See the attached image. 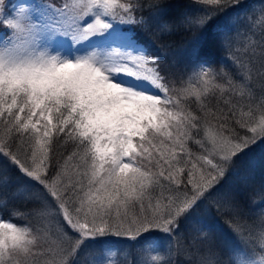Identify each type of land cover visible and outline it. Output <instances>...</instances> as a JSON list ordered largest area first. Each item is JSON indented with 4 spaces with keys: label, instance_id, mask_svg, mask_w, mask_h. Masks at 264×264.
I'll use <instances>...</instances> for the list:
<instances>
[{
    "label": "snow or ice",
    "instance_id": "6c2138e0",
    "mask_svg": "<svg viewBox=\"0 0 264 264\" xmlns=\"http://www.w3.org/2000/svg\"><path fill=\"white\" fill-rule=\"evenodd\" d=\"M172 4L42 0L32 10L0 0V193L11 191L0 212L16 200L11 215L26 221L0 216V264H75L102 237L146 246L106 247L99 264H179L181 254L184 264H264V227L233 185L264 142V6L246 29L223 32L217 17L241 0H188L178 14ZM116 28L192 34V63L169 70L135 40L127 50L93 47ZM213 43L215 64L204 56ZM217 221L249 251L218 248ZM192 227L204 247L180 253ZM156 233L165 248L148 240Z\"/></svg>",
    "mask_w": 264,
    "mask_h": 264
},
{
    "label": "trees",
    "instance_id": "16d2710c",
    "mask_svg": "<svg viewBox=\"0 0 264 264\" xmlns=\"http://www.w3.org/2000/svg\"><path fill=\"white\" fill-rule=\"evenodd\" d=\"M17 0H14L16 2ZM25 6L36 10V6L42 2V0H26ZM173 4L171 9L174 13H180L187 7L186 3L188 0H171ZM14 5V4H13ZM262 0H241L240 8L237 11L229 9L226 13H222L217 17V21L223 32H234L236 30L246 29L249 24V19L253 16L258 17ZM257 27H259L257 25ZM126 33L124 35L123 47H133V40L139 42H146V47L151 50L154 55L161 58L163 64L169 69L176 71L177 73L188 69L192 63L191 47L192 41L196 38L194 35L185 33L183 31H176L172 35H144L142 33H132L127 29H122ZM217 29H213L212 36L205 37L206 40H216ZM0 35H3V29H0ZM126 45V46H124ZM205 58H210L214 64L218 63L221 56L222 50L219 49L218 45L210 44L205 49ZM226 63V62H225ZM210 130H206V133ZM195 150V145H193ZM0 164L7 166V162L0 160ZM242 168L239 175L233 178V185L235 187V194L240 202V206L244 209L246 216L250 217L255 222L257 231L264 227L261 223L260 217L264 213V199H261L260 188L264 185V142L254 146L250 149L242 161ZM0 196L11 197V191L6 190L0 193ZM254 199V202H252ZM16 200H9V209L4 212H0V216L3 217L5 223H15L17 227H20L26 223L25 219L21 216H12L11 207L17 205ZM215 235L213 242L218 248H237L240 249L242 254L249 251L250 245H245L240 237L234 236L229 230L228 226L222 221H217L215 226ZM148 240L155 242V247L163 249L169 243L168 237L162 233H156L151 235ZM91 244H93L91 246ZM94 247V251L103 252L106 247H115L123 250L125 247H144L146 243L144 238L137 244L124 240L123 238L117 237H102L99 241H88L85 246ZM204 247L203 241L197 228L192 227L187 233L186 237L181 239L177 248L180 253L189 250H195ZM130 255H134V252L129 249ZM130 255H123L120 257L122 262H126ZM78 258H84L79 253ZM179 261V264H184L186 257L184 255H178L175 257Z\"/></svg>",
    "mask_w": 264,
    "mask_h": 264
},
{
    "label": "rangeland",
    "instance_id": "374dc122",
    "mask_svg": "<svg viewBox=\"0 0 264 264\" xmlns=\"http://www.w3.org/2000/svg\"><path fill=\"white\" fill-rule=\"evenodd\" d=\"M17 1L14 2V0H10V2L16 6L24 5L27 3L26 0H17ZM124 35H126V33L123 32V30L121 28H116V29H114V31L111 34L108 35L107 38L103 39L100 44L93 45V47L99 49L102 52L109 51L113 48H120L122 50H127V48H125V47L122 48ZM88 43H89V45L92 44L91 41H89ZM124 46H126V45H124ZM87 50L90 51L91 48H89ZM66 51H67V49H66ZM92 245L93 244H91V246ZM91 246L90 245L84 246L80 250L79 253H81L84 258H78L77 261L75 262V264H99V261L102 259V257L99 255V253H102V252L94 251V249H93L94 247H91Z\"/></svg>",
    "mask_w": 264,
    "mask_h": 264
}]
</instances>
